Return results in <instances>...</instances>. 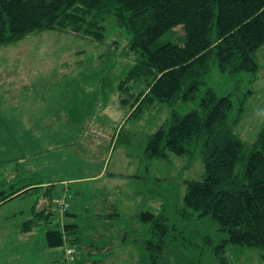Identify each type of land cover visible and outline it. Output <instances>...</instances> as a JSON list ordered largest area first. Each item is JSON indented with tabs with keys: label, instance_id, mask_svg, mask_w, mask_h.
Returning <instances> with one entry per match:
<instances>
[{
	"label": "trees",
	"instance_id": "obj_1",
	"mask_svg": "<svg viewBox=\"0 0 264 264\" xmlns=\"http://www.w3.org/2000/svg\"><path fill=\"white\" fill-rule=\"evenodd\" d=\"M108 17L127 34L135 56L125 79L148 81L129 117L149 105L168 110L145 137L142 155L146 161L167 162L174 155L202 164V176L184 182L179 209L170 203L158 211L134 213L130 220L137 226L129 233L121 229L123 242L131 240L140 250L139 264H161L175 247L189 253L204 249L208 264H231L226 256L231 249L256 251L264 262V127L251 143L234 132L252 94L242 85L257 79L264 0H0V47L47 30L101 42ZM175 28L182 32L178 42L171 39ZM213 70L216 80L211 79ZM209 81L222 87L207 85ZM188 104L194 107L187 109ZM48 182L37 173L19 177L8 191H0V205L41 191L49 206L55 186H44ZM36 205L23 231L37 225L34 219H46L54 225L45 232L48 248L81 244L79 225L62 224L74 216L66 206L58 216L49 208L48 214L37 211ZM95 217L114 220L118 214L111 210ZM178 259L200 264L195 256L190 262Z\"/></svg>",
	"mask_w": 264,
	"mask_h": 264
},
{
	"label": "rangeland",
	"instance_id": "obj_2",
	"mask_svg": "<svg viewBox=\"0 0 264 264\" xmlns=\"http://www.w3.org/2000/svg\"><path fill=\"white\" fill-rule=\"evenodd\" d=\"M102 25L101 42L47 30L0 47V191L34 173L49 181L44 186H55L49 206L41 191L0 205V264H139L140 250L131 240L123 242L121 229L129 233L137 226L130 218L138 211H158L170 203L179 209L184 182L202 176L199 160L189 163L170 155L167 162L146 161L142 155L145 137L168 110L149 105L129 117L148 81L125 79L135 63L128 36L111 17ZM181 34L175 28L171 39L178 42ZM256 55L257 79L242 85L252 94L234 127L245 143L253 142L264 127V47ZM218 78L213 70L211 79ZM207 85L222 87L217 81ZM61 199L74 215L62 224L79 225L81 244L65 242L62 249H52L46 246L45 232L53 224L34 219L37 225L30 231L22 225L33 218L36 202L37 211L48 214L50 209L60 216ZM111 210L118 214L114 220L94 218ZM179 256L186 262L195 256L200 264L209 260L204 249L189 253L175 247L161 264H184ZM226 256L231 264H264L252 250L231 249Z\"/></svg>",
	"mask_w": 264,
	"mask_h": 264
},
{
	"label": "built area",
	"instance_id": "obj_3",
	"mask_svg": "<svg viewBox=\"0 0 264 264\" xmlns=\"http://www.w3.org/2000/svg\"><path fill=\"white\" fill-rule=\"evenodd\" d=\"M58 204L62 207L61 209L63 210V209H65V202L63 201V200H60L59 202H58ZM68 253H70V251H68Z\"/></svg>",
	"mask_w": 264,
	"mask_h": 264
},
{
	"label": "crops",
	"instance_id": "obj_4",
	"mask_svg": "<svg viewBox=\"0 0 264 264\" xmlns=\"http://www.w3.org/2000/svg\"><path fill=\"white\" fill-rule=\"evenodd\" d=\"M66 115H67V114H66ZM66 115H65V117H66ZM68 118H69V117H68V115H67V119H68ZM67 119H66V120H67ZM17 131H18V129H17ZM22 134H23V133H22Z\"/></svg>",
	"mask_w": 264,
	"mask_h": 264
}]
</instances>
